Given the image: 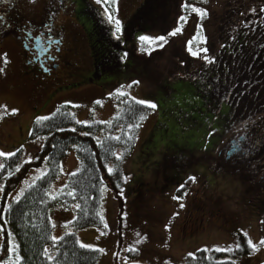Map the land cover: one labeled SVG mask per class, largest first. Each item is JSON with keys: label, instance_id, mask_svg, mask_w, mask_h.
<instances>
[{"label": "rangeland", "instance_id": "374dc122", "mask_svg": "<svg viewBox=\"0 0 264 264\" xmlns=\"http://www.w3.org/2000/svg\"><path fill=\"white\" fill-rule=\"evenodd\" d=\"M58 1L60 8L55 7ZM62 1L8 0L0 4V16L5 18V22H0V68L3 69L0 72V152H15L23 160L36 158L43 136L41 133L30 136L32 123L51 113L60 103L72 105L75 125L93 119L111 121L119 110L120 100L125 97L151 101L158 107L148 108L142 115L144 119L139 121L129 159L123 166L129 180L122 204L114 198L111 187L103 185L100 211L103 220L112 223L109 236L102 235L95 226L74 229L72 220L76 204L68 203L58 204L49 212L53 237L58 240L70 231L78 236L81 244L103 249L96 264H169L180 262L197 248H230L235 234L241 232L247 233L246 239H251L257 249L236 258L237 264L263 262L264 245L260 241L264 238V116L260 113L264 110L238 116L234 125L224 130L215 120L229 124L226 121L229 106L222 103L214 109L202 105L196 84L188 77L197 76L196 70L202 68L203 61L193 57L187 49L189 42L193 50H198V43L203 42L210 51L207 55L214 56L216 48L232 37L231 30L247 22L250 24L246 26L252 25L262 19V15L264 17L261 13L264 0H207V3L172 0V7L157 8L159 22L152 26L155 27L152 31L143 29L141 17L131 25L127 37L126 22L128 25L131 17L142 14L139 7L143 0H116L114 8L109 7V10L121 21L122 32L118 34L124 47L125 63L99 76L98 80L110 86L107 88L87 81L93 72L90 38L86 32L89 21L84 22L82 13L80 18L73 15V10L80 14L83 8L92 9L87 7L85 0ZM87 1L105 15L103 3ZM185 2L206 9L207 17L202 18L190 7L185 8ZM81 3L85 6L78 9ZM148 10L149 7L144 14ZM181 16L186 19L180 20ZM48 17L50 19L44 22ZM253 17L256 19L252 20ZM22 20L35 31L42 30L44 36L42 43L36 41L39 54L35 61L26 49L28 38H22L17 29ZM25 26L22 23L21 29ZM61 26L64 35L57 30ZM176 27L182 31L175 37H168L169 43L163 48L151 45L149 50H155L150 55L144 50L148 48L147 43L141 44L138 40L141 35H166ZM218 27L221 33L216 32ZM57 45L63 48L54 60L52 51L47 52ZM45 58L47 62L59 63L49 74L36 61ZM130 61L134 62L132 66ZM220 95L227 98L226 94ZM13 110H17L15 114ZM245 137L249 138L251 146V140L258 137L256 152L246 146V152L226 159V151L234 145L232 140L240 143ZM175 149L179 157L164 161L163 153ZM236 149L239 151L238 147ZM120 150L117 148V154ZM248 151L256 158L249 160ZM3 158L0 157V164ZM46 162L28 170L12 191L8 203L48 171ZM108 163V167L113 166L112 162ZM82 165L79 155L70 149L60 159V174L52 180L48 194L53 196L66 184L68 176L81 170ZM190 176L196 177L195 183L188 179ZM2 194L3 182L0 181V200ZM181 204L184 207H180ZM139 239L142 241L140 247ZM1 240L0 237V243ZM11 244L12 248L17 245L15 239ZM118 247L122 250L133 248L137 256L124 257ZM116 253L120 259H115ZM15 257L11 251L9 257L0 259V264H11Z\"/></svg>", "mask_w": 264, "mask_h": 264}, {"label": "trees", "instance_id": "16d2710c", "mask_svg": "<svg viewBox=\"0 0 264 264\" xmlns=\"http://www.w3.org/2000/svg\"><path fill=\"white\" fill-rule=\"evenodd\" d=\"M85 1L87 7L92 10H83V8L80 14L74 12L73 15L80 18L83 17L82 13L85 16L82 18L84 22L85 20L89 21L86 32L90 38L89 49L93 72L87 81H95L107 88L110 86L98 79L101 74L113 72L125 63L123 61L124 47L121 38L119 40L114 38L113 25L107 21L103 11L97 10L89 1ZM170 4H172V0H143L139 7L142 14L137 13L139 15L137 18L131 17L129 20L131 22L128 25L126 22L125 37H127L131 25L139 21L141 17L144 20H141L143 29L152 31L155 28L152 26L158 25L159 22L157 8L162 5L172 7ZM148 7L150 8L149 12L144 14ZM261 13L264 14V11L261 10ZM253 14L260 17L258 13ZM255 19L256 17L252 18V20ZM166 20L167 18L164 19V22ZM248 24L250 23L247 22L230 31L232 37L225 45L216 48L213 53L216 57L214 64L208 66L202 60V68L196 70L197 76L188 77L189 80L195 82L197 94L202 98V105L217 109L220 104L227 103L229 107L226 121L229 124H221L215 120L218 125H223L224 130L234 125V122L237 121L234 120L236 117L264 110L263 15L262 19H258L256 23L246 26ZM216 32L221 33L220 27ZM203 45V42H199L197 46L203 48ZM132 63L134 62L130 61L131 66ZM208 84H211L212 87L209 88ZM220 94H226L227 98ZM120 101L119 110L111 121L93 119L90 122L76 125L73 123L74 117L72 116L75 113L72 105L60 103L51 113L42 116L49 117V119L40 121L35 119L36 121L34 120L32 123L30 136L37 133H41L43 136L36 158L23 160L17 153L14 157L3 158L5 168L0 170V181L3 182L0 209L8 204L12 191L31 167L39 166L45 161L49 167L46 171L47 176L42 180L37 177L19 196V202L16 199L11 200L9 202L12 205L11 210L0 216V237L2 238L0 259L9 257L12 240L15 239L16 257L11 264H14L17 256L24 258L21 264H96L100 251L82 248L75 233L66 232L61 236L63 239L60 237L53 241V223L49 212L58 204L79 203L81 207L79 209L75 207L72 220L73 228L95 226L102 231V235L109 236L112 223L105 222L100 211L104 194L103 185L108 184L113 191L114 198L122 204L123 196L119 195V188H122L123 192L125 191L126 182L123 177L127 176L123 166L129 159L130 148L134 141L130 140L129 136H135L138 129L135 125L139 124L140 117L148 109L146 106L136 103L135 101L138 100L133 97H125ZM260 114L264 116V112ZM129 125H133V127L129 128ZM194 126L198 127V125ZM117 136L120 137L119 140L115 139ZM101 141L103 147L100 144ZM117 148H121L120 154H117ZM70 149L75 150L81 157L82 168L72 172L76 175L73 176L71 173L68 176L65 184L68 187L64 185L53 196H50L48 188L52 180L60 174V159ZM171 157H179L178 149L163 153L164 161ZM109 161L113 163V168L119 170L118 175H115V183L119 184V188L115 186L113 178L107 174L106 169ZM20 165L23 166L17 172L16 168ZM9 172L14 174L9 175ZM69 191H73L74 196L67 195ZM53 197L56 198L53 199ZM121 219L125 218L121 216ZM138 241L140 247L142 241L140 239ZM237 244L240 245L239 248H237ZM48 247H51L50 251L47 250ZM230 248L232 251L227 250L229 247L197 248L192 252L194 256L186 254L180 262L168 263L237 264L236 258L253 252L251 246L247 244L246 236L241 232L235 234V242ZM119 249L124 257L137 256V250ZM45 250L54 257L53 260L47 259ZM118 254H115V259H120ZM260 264H264V261Z\"/></svg>", "mask_w": 264, "mask_h": 264}, {"label": "snow or ice", "instance_id": "6c2138e0", "mask_svg": "<svg viewBox=\"0 0 264 264\" xmlns=\"http://www.w3.org/2000/svg\"><path fill=\"white\" fill-rule=\"evenodd\" d=\"M7 2H8V0H0V4H4V3H7ZM32 2H35V0H32ZM96 3L97 4L103 3L105 5L104 12H105V15L107 16V21L110 24L114 25V38L117 39V40H119L121 38V36L120 35H115V34H118V33H121L122 32L121 21L114 15V12L113 11H110L109 10V7L114 8V6L116 5V0H96ZM203 3H207V0H203ZM183 6L185 8H189L190 7L192 9V11H194L195 13H198L202 18H206L207 15H208L206 9H202L200 7H195L194 5H190L187 2H185ZM252 11H255V9H252ZM185 19L186 18L184 16H181L180 17V20H182V21L185 20ZM0 22H5L4 16H0ZM49 31H51V29H49ZM181 31H182V29L180 27H176L174 30H172L171 32L167 33L166 35H160L158 37H150V36H147V35H141V36L138 37V40L141 42V44L147 43L148 48H145L144 50L145 51H148V54L150 55L151 54V51H154L155 50V49H151V51L149 50L151 48V45L154 44V45H156L157 48H163L166 44L169 43L168 37H175ZM205 41H206V38H205ZM55 43H59V41H55ZM187 50H188V52L191 53V55L193 57H199L200 59H202L203 61H205L206 64H208V65H212L216 61V57L215 56L210 57L209 55H207V53H208L209 50L206 47L199 48L198 50H193L192 44H191V42H189V46H188V49ZM201 53H204V55H201ZM124 55L127 56V53H124ZM53 59H54V57H53ZM2 71H3V69L0 68V72H2ZM44 71H48V69L45 68ZM133 83L134 84H138L139 81H133ZM207 86L209 88L212 87L211 84H208ZM119 95L124 96L126 94L125 93H120ZM135 102L136 103H139L140 105H144L147 108H151V109H156L158 107V105L156 103L151 102V101L138 100V101H135ZM97 103H99V101H97ZM15 111H17V110H13V114H15ZM37 119H38V121H40V120H47V119H49V117H38ZM140 119L143 120L144 117H140ZM139 126H140L139 124L135 125V127H139ZM132 127H133V125H129V128H132ZM60 130L63 131L64 129H60ZM72 131H75V129H72ZM84 134L87 135L88 133H84ZM115 139L119 140L120 137L117 136V137H115ZM129 139L130 140H134V139H136V137L130 135L129 136ZM245 140H247V137H245ZM100 144L103 147V142L102 141L100 142ZM18 151H19V149H18ZM14 156H16V153L15 152H9V153L0 152V157H14ZM118 159H119V157H118ZM22 166L23 165L18 166L16 168V171L19 172L20 171V167H22ZM4 168H5V165L4 164H0V170H4ZM106 171H107V174L110 177L113 178V181L115 183V175H118V172H119L118 168L107 167ZM13 174L14 173L9 172V175H13ZM72 175L74 176V175H76V173H72ZM45 176H47V173H45L44 176L38 177V179H41L42 180V179H44ZM188 179L190 181H192L193 183L196 182V177L195 176H190ZM123 180H124V182H127L129 180V177L128 176H124L123 177ZM115 186L117 188H119V184L118 183H115ZM65 187H68V186L65 185ZM105 187H106V185H105ZM181 187H183V185ZM123 194H124L123 189L122 188H119V195L123 196ZM67 195L74 196V192L73 191H69L67 193ZM55 198L56 197H53V199H55ZM5 199H6V197H5ZM14 199H16L17 202H19V197H14ZM177 199H179V197H177ZM75 207L79 209L81 207V205L79 203H77L75 205ZM180 207H184V205L181 204ZM11 208H12V205L10 203L6 204V206L4 208L0 209V216H2L7 211H10ZM245 235H247V233H245ZM52 239H53V241H56L57 240L56 237H52ZM60 239H63V237H61ZM137 243H139V241ZM247 244L249 246H251L252 249H257V245L254 244L251 239L247 240ZM260 244L261 245H264V240H261L260 241ZM80 246L82 248L92 249L93 251H104L103 249H93L92 246L91 245H88V244H81ZM239 247H240V245L237 244V248H239ZM134 250L135 249H133V248H129V251H134ZM221 250H223V249H221ZM227 250L228 251H232L231 248H229ZM11 251L13 253H15L16 248L13 247L11 249ZM45 255L47 256V259L49 261H51V260L54 259L53 256H51V255L48 254L47 250H45ZM189 256H194V254L193 253H189ZM23 259L24 258L22 256H17L14 264H21V262H22Z\"/></svg>", "mask_w": 264, "mask_h": 264}, {"label": "flooded vegetation", "instance_id": "af4514ba", "mask_svg": "<svg viewBox=\"0 0 264 264\" xmlns=\"http://www.w3.org/2000/svg\"><path fill=\"white\" fill-rule=\"evenodd\" d=\"M67 1L71 2L72 0H67ZM60 2L62 3L63 1L60 0ZM55 7L60 8L59 1L55 4ZM81 7H83L82 4H79L78 9H80ZM73 12H76V10H73ZM13 19H18V18L14 17ZM47 19L49 20L50 17L44 18L43 19L44 22H46L45 20H47ZM52 22H50V23H52ZM19 23H20V27L17 28V29H20L22 38H28V43H27V41H25L26 46H27L26 49L27 48L29 49L28 52L31 54L32 60L35 61L34 58L36 57V55L39 54V48H36V41L38 40L39 44H40V43H42V39L44 38V36L41 34L42 30L41 31H35L34 27H32L30 24H28L25 20H22V22H19ZM22 23L26 25L24 29H21V24ZM57 30H58V32H60V33H62L64 35L63 26L58 27ZM28 31H30V32H28ZM37 32H39V33L37 34ZM63 35H61L60 37H62ZM62 48H63L62 45L61 46L57 45V47L49 48L47 53H50V51H52V53H50V54L55 56L54 57V60H55L56 58L59 57V55H60V53L62 51ZM51 58H53V56ZM29 60H31V59L27 58V61H29ZM36 61L40 62L39 65L42 68V70H44L45 68L48 69V71H46V74H49V72L51 73V72L55 71L54 69H57L58 64H59L57 61L55 63L54 62L52 63V61L47 62L46 58L44 60L43 59L42 60L41 59H36ZM50 64H52V65H50ZM39 71H40V68H39ZM257 138L258 137H255V138H253V140H251L253 146H251L249 144V142H248L249 138L247 140H245V139L242 140L240 143L237 142L235 139L232 140L234 145L232 146L231 150H229V151L227 150L226 151V155H227L226 159L234 158V157H236V155H241L242 152H246V150L244 148L246 146L248 147V149L252 147V152L255 153L256 152V148L255 147H257V143H258ZM236 147H238L239 151H237ZM226 148H227V146H225V149ZM252 152L248 151V156L247 157H248L249 160H252L253 157H254V159L256 158L255 156H251L250 155Z\"/></svg>", "mask_w": 264, "mask_h": 264}]
</instances>
